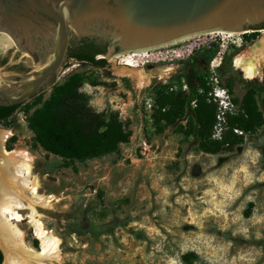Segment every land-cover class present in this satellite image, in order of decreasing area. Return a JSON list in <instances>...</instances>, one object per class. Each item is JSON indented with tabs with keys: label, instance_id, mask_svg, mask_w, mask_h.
I'll use <instances>...</instances> for the list:
<instances>
[{
	"label": "rangeland",
	"instance_id": "obj_1",
	"mask_svg": "<svg viewBox=\"0 0 264 264\" xmlns=\"http://www.w3.org/2000/svg\"><path fill=\"white\" fill-rule=\"evenodd\" d=\"M262 30L216 33L214 50L203 56L139 68L150 76L142 87L134 77L118 73L122 65L115 55L105 56L104 67L68 60L52 85L0 122V128L13 131L12 149L35 154L40 192L55 196L50 207L40 209L46 214L45 227L61 238L58 264H264V126L238 137L231 149L213 153L198 150L192 137L178 131L189 113L173 125L154 117L158 93L165 86L188 92L193 75L210 81L209 62L215 55L221 56L218 78L226 97L214 91L211 95L221 116L238 113L249 88L259 93L264 115V64L262 77L247 79L233 62L264 37ZM7 56L18 58L12 51ZM76 74L83 76L80 91L90 108L117 112L132 132L117 152L86 162L45 150L29 125L30 115L54 87ZM220 122L214 129L216 139L224 128ZM18 226L28 245L38 249L40 241L28 220Z\"/></svg>",
	"mask_w": 264,
	"mask_h": 264
},
{
	"label": "water",
	"instance_id": "obj_2",
	"mask_svg": "<svg viewBox=\"0 0 264 264\" xmlns=\"http://www.w3.org/2000/svg\"><path fill=\"white\" fill-rule=\"evenodd\" d=\"M263 23L264 0H0V105H20L52 85L74 59L71 39L103 45L97 56L110 58ZM11 51L18 58L3 62ZM19 64L27 70L11 69Z\"/></svg>",
	"mask_w": 264,
	"mask_h": 264
},
{
	"label": "trees",
	"instance_id": "obj_3",
	"mask_svg": "<svg viewBox=\"0 0 264 264\" xmlns=\"http://www.w3.org/2000/svg\"><path fill=\"white\" fill-rule=\"evenodd\" d=\"M261 26L264 27V23ZM106 52L105 46L85 38L77 46L70 45L68 58L104 67L106 59H97L96 56ZM82 84V75L69 77L55 86L49 98L29 117L35 140L45 150L78 162L113 154L121 144L129 142L132 135L117 112H96L90 108L87 96L80 91ZM188 85V92L170 91L165 86L158 93L154 117L158 123L164 120L167 125H173L189 113L186 125L180 124L178 131L187 139L192 137L198 150L216 153L225 147L231 149L238 143V137L264 126L256 88L247 90L238 113L229 111L221 116L211 95L213 87L205 76L193 75ZM18 106L0 105V122L9 118ZM219 119L224 121V128L221 138L216 139L213 135L216 125L221 123ZM235 129L242 133H235ZM135 234H140V231H135ZM2 262L0 249V264Z\"/></svg>",
	"mask_w": 264,
	"mask_h": 264
},
{
	"label": "bare ground",
	"instance_id": "obj_4",
	"mask_svg": "<svg viewBox=\"0 0 264 264\" xmlns=\"http://www.w3.org/2000/svg\"><path fill=\"white\" fill-rule=\"evenodd\" d=\"M233 62L235 69L241 70L245 78L262 77L264 37L252 48L237 54ZM121 65L118 73L134 77L137 86L150 82L149 71L137 68L130 61ZM12 135L11 129L0 128L3 144ZM5 157V167L3 165L0 171V247L5 252L4 264H58L62 259L61 238L45 227L43 218L46 214L40 209L50 207L55 196L40 192L42 181L35 172L36 156L27 148H14ZM22 210L27 211L25 215L21 214ZM24 219L28 220L33 235L40 241L38 249L28 245L24 231L18 226V222Z\"/></svg>",
	"mask_w": 264,
	"mask_h": 264
},
{
	"label": "built area",
	"instance_id": "obj_5",
	"mask_svg": "<svg viewBox=\"0 0 264 264\" xmlns=\"http://www.w3.org/2000/svg\"><path fill=\"white\" fill-rule=\"evenodd\" d=\"M216 33L220 32L211 31L200 33L167 45L146 50L133 51L130 53L116 54L115 56L118 57L117 60L119 64H124L125 62L130 61V63L137 68H143L151 65L166 67L174 65L178 61L190 58L191 56H203L206 51L211 49L214 50L216 46ZM220 57L221 56L215 55L209 62L212 74L209 84L213 87V91L218 97L226 94L225 89L221 88L218 78V69L221 66ZM96 58L107 60L105 56H96ZM186 88L187 85L185 84L184 89Z\"/></svg>",
	"mask_w": 264,
	"mask_h": 264
},
{
	"label": "flooded vegetation",
	"instance_id": "obj_6",
	"mask_svg": "<svg viewBox=\"0 0 264 264\" xmlns=\"http://www.w3.org/2000/svg\"><path fill=\"white\" fill-rule=\"evenodd\" d=\"M83 39H80V40H75V39H71V43H70V45H74V46H77V45H79L80 43H81V41H82ZM103 46V45H102ZM104 54H106V53H104ZM8 56H6V58L4 59V61L3 62H6L7 61V58ZM12 70H14V71H18V72H24V71H26L27 70V68L23 65V64H19V65H15V66H13L12 68H11ZM44 90V89H43ZM42 90V91H43ZM13 136V135H12ZM11 138H9V139H6L5 140V143L3 144V141H2V139H1V137H0V154L3 156V159L2 160H0V171L1 170H3V165H4V167H5V164H4V162H5V159L4 158H6L5 156H7V153L8 152H10V151H12L13 149L10 147V140ZM4 148V149H3ZM4 161V162H3ZM3 163V164H2ZM2 168V169H1ZM11 180V178H9V180H8V183L10 184V181ZM10 181V182H9ZM12 184V183H11ZM10 184V185H11ZM16 187V186H15Z\"/></svg>",
	"mask_w": 264,
	"mask_h": 264
},
{
	"label": "clouds",
	"instance_id": "obj_7",
	"mask_svg": "<svg viewBox=\"0 0 264 264\" xmlns=\"http://www.w3.org/2000/svg\"><path fill=\"white\" fill-rule=\"evenodd\" d=\"M221 97L225 98V97H226V95H223V96H221Z\"/></svg>",
	"mask_w": 264,
	"mask_h": 264
}]
</instances>
